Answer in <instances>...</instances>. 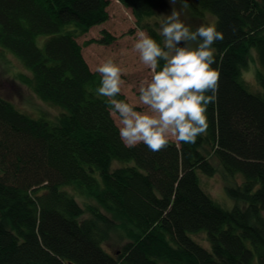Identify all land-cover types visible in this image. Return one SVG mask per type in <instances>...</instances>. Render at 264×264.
Masks as SVG:
<instances>
[{"label": "trees", "instance_id": "16d2710c", "mask_svg": "<svg viewBox=\"0 0 264 264\" xmlns=\"http://www.w3.org/2000/svg\"><path fill=\"white\" fill-rule=\"evenodd\" d=\"M118 1L160 43L157 0ZM186 2L224 34L212 46L216 100L195 144L152 152L124 145L96 94L100 75L83 47L113 38L79 43L109 20L110 0H0V48L28 70L20 81L60 110L36 119L0 96V264H264V0ZM253 50L255 93L243 77ZM199 173L221 174L236 206L216 203ZM113 233L129 239L119 255L103 247ZM200 234L211 249L193 239Z\"/></svg>", "mask_w": 264, "mask_h": 264}, {"label": "clouds", "instance_id": "9594fccd", "mask_svg": "<svg viewBox=\"0 0 264 264\" xmlns=\"http://www.w3.org/2000/svg\"><path fill=\"white\" fill-rule=\"evenodd\" d=\"M182 7H188L186 0ZM160 35L163 46L146 31L136 32L133 49L150 70L149 78L139 84L138 103L117 98L124 81L113 58L95 68L100 75L96 94L106 98L107 110L116 117L119 137L128 148L143 143L159 152L172 138L195 144L207 131V107L216 100L219 72L212 67L216 62L212 46L224 40L223 32L208 22L192 30L173 9L162 21Z\"/></svg>", "mask_w": 264, "mask_h": 264}, {"label": "rangeland", "instance_id": "374dc122", "mask_svg": "<svg viewBox=\"0 0 264 264\" xmlns=\"http://www.w3.org/2000/svg\"><path fill=\"white\" fill-rule=\"evenodd\" d=\"M110 2L108 8L109 20L103 25L91 29L87 36L79 40V43L83 46L85 42L92 39L103 40L102 37L105 36V32L113 38V42L107 45L94 43L88 47L84 46L83 55L92 72H95L96 66L102 60L109 57L113 58L122 69L121 79L124 83L121 88V99L138 103L139 84L142 80L149 78L150 74V70L140 62L138 54L133 49L136 32L138 29H142L138 27L130 9L125 8L118 0H110ZM173 9L180 12L181 21L186 26H190L192 30H195L202 23L214 22L210 16L203 20L196 18L191 11L183 8L179 1L173 4L171 0H157L154 9L155 16L150 19V22L157 33L161 46H163V38L160 35L161 23L167 15L171 14ZM45 39L46 37H42L38 41L41 48L44 47ZM258 68V57L253 50L249 57L248 66L243 73V77L253 93L256 90V72ZM21 75H29L26 67L15 56L0 48V96L11 102L21 113L33 118L47 117L55 119L58 117L60 110L43 102L28 86L24 85L19 79ZM113 118L116 122V117ZM170 142L178 144L174 138L170 139ZM199 178L202 189L221 207L232 210L236 206V201L226 191V183L221 174L218 173L213 177H208L199 173ZM71 193H74V191L71 190ZM77 198L84 207L88 204H95L93 199L82 197L80 194L77 195ZM123 233L122 231V236ZM193 239L206 249H211L207 236L200 234ZM128 242L127 237H121L119 233L118 235L113 233L103 247L110 254L119 255Z\"/></svg>", "mask_w": 264, "mask_h": 264}]
</instances>
